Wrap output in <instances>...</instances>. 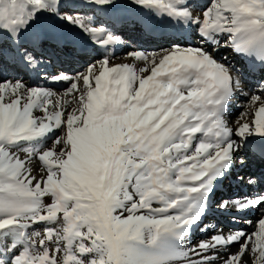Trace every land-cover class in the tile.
<instances>
[{
    "label": "snow or ice",
    "instance_id": "obj_1",
    "mask_svg": "<svg viewBox=\"0 0 264 264\" xmlns=\"http://www.w3.org/2000/svg\"><path fill=\"white\" fill-rule=\"evenodd\" d=\"M89 3L115 7V0ZM133 3L195 26L209 44L222 37L264 66V0H212L202 17L192 0ZM44 12L59 15L58 0H0V31L21 37ZM60 18L95 44L116 42L91 19ZM128 55L133 63L111 64L105 56L76 76H52L68 85L63 96L20 80L0 82V257L12 253L0 264H213L222 255V264H240L246 250L254 264H264V219L252 234L218 232L185 246L242 144L264 138V83L250 97L253 111L242 112L233 129L229 104L238 93L247 95L238 69L204 47L179 43ZM21 59L34 57L25 50ZM69 95L77 105L71 111L64 101ZM34 158L46 177L32 175ZM219 207H264V195ZM241 240L240 251L228 254Z\"/></svg>",
    "mask_w": 264,
    "mask_h": 264
},
{
    "label": "bare ground",
    "instance_id": "obj_2",
    "mask_svg": "<svg viewBox=\"0 0 264 264\" xmlns=\"http://www.w3.org/2000/svg\"><path fill=\"white\" fill-rule=\"evenodd\" d=\"M65 1L66 0H62V1L58 2V12H61V13L67 12V13L71 14L72 16H79V17H82L85 19H87L86 15L90 9L97 10L100 7V6H96V5L89 3V0H87V1L86 0H71L69 2H72V3L70 5V7L68 8V3H67V6L63 5ZM208 1L209 0H192V4H195L197 7L202 8V7H205V5ZM106 8H107L108 14L110 16L114 17L117 14V18L114 20H108L102 16H98L96 19H91L93 24L104 25V27H106L108 29L110 34L116 33V34H121L123 36L125 35V36L130 37V38L137 36L138 35L137 32L141 31V27L139 25H137L138 22L140 21V18H139L140 16L150 14L148 18H151V19L153 18L152 21H154V22H163V21L167 20V18H165V17H157L153 13H150L148 10L134 4L133 0H115V7H101L102 11H105ZM70 9H73L72 13H71ZM194 13L196 15H200L202 17V13L199 10H194ZM48 16L51 18H60L58 16H61V15L56 16L55 13H50V15H47V19L50 20L51 18H49ZM120 17H122V20H120ZM39 19L46 20V17H45V15L40 14L38 20ZM38 20L33 24L32 28L25 33V34H29V35L36 33V37L26 38L24 40V42L35 53L44 54L43 52H46V50L44 49V44L49 42L50 40H49L48 36H46L45 34H41V31L45 30L46 28H52L51 24H53V23H51V22H53V21L50 20L51 22H50L49 26H47L46 24H43V23H45L44 21L39 20V22H38ZM117 20H119L120 23H117ZM58 24H64V25L72 26V31L74 32L73 36L74 37L82 36V39H83V40H81L75 44L66 45L65 54L55 57L57 59V61H56L57 66H59V68L62 71L70 73L71 76H76L77 75L76 72L80 73L79 71H81L82 68H84V70H85L88 68V66L90 64L97 63L99 60L103 59L101 57L108 56V57H110V60H112L113 58H115L121 54H126L129 52L127 45H123L114 54L109 53V49L112 46L120 45L122 43L121 40L118 39L119 37H116L115 43H113L107 47H104V46L95 44L92 41V39L86 33H83V31L81 29L76 28L74 25H71L70 23H66L65 20L61 19ZM187 27L189 28V33H191V34L197 33V29L195 26L187 25ZM75 28L77 30H75ZM136 30H137V32H136ZM64 32L69 36L68 38H70L73 41L75 40V38L73 36H71L69 29H65ZM198 37L200 38V40L198 42L194 43V40H192L190 38H186V36L185 37H175V36H170V35L149 34L148 36L143 37V39H141V42L137 44V47L134 51L140 50V51L148 52V49H153L154 47H158L162 44H165L166 46L169 45L170 46L169 48H171L174 43H179L182 46L205 47L206 49H208L210 47V49H211V46H213L212 44H209L208 42L204 41L200 35H198ZM11 38L12 37L10 35L5 36L4 39L2 40V43H1L2 46L1 47L6 46V45H10ZM221 38L222 37H220V39ZM147 41H149V42H147ZM169 48H167V49H169ZM103 49L104 50L107 49V51L103 52ZM161 50H156L153 52L159 53ZM221 51H227V49L223 48ZM231 52L232 51H228L227 53L230 54ZM217 53H218V51L213 55L216 59L220 57L219 55H217ZM234 53L235 54H233V55L230 54V58L234 59V61H237V59H240V62L239 61L233 62L229 58L228 61L223 60L222 63H224V64L226 63V65L235 69L236 65L245 64L246 62H245V57H243V56L241 57V55L237 54L236 52H234ZM45 56H47V55H45ZM132 59L133 58H131V57L128 59V57L126 56L125 57L126 62H122V63H131ZM37 63H38V61H33L32 63H30L31 68L25 69L22 64H20L19 62L15 61V60L4 59L3 62L0 61V82L9 81V80L11 82H13V81L20 80V81H23L25 84L32 87L38 81V78L40 76V69H43V67L38 65ZM263 69H264V66H261V68L249 70L247 72L246 76H242V79L245 81V86H244L243 91L246 89L249 92H251L255 89L258 90V88L255 86V83L257 82V80H255V78L256 77H257V79L261 78V76L263 75V72H262ZM82 72L83 71H81V73ZM67 87H68V85L66 83L58 82L55 88L58 91H63V90L65 91V89ZM62 93H60V94H62ZM69 96L70 97H68V98L66 96V99L64 101H66V102L71 101L72 102L73 97L71 95H69ZM236 96H238V97H236ZM236 96H235L236 98H239L240 96L246 97L248 95L239 94ZM72 104H74V103H72ZM70 107H71V105H66L67 110ZM235 111H236L235 108L229 106L227 114H226V116L229 117L228 121L232 120V126H234L237 123V119L235 117L234 118L232 117ZM38 113L39 112L36 111V112H34V115H38ZM253 139L254 140H261L262 138L253 137ZM50 141H51V139L48 141V143ZM244 146L246 147V154L243 153V152H245V149L242 148L243 147L242 146L241 152H238L236 155V161L234 163L235 168L230 169L228 171V173L226 174V176L224 177V178H228V181L226 182V184L223 185V182L227 179L219 180L216 183L215 192H219V193L224 195L221 198V200H223V201H226V199L228 201H235L234 198H236V197H234V195L231 194L232 191L228 186L239 185V182H241V181L237 180L236 176L242 177V175H245L244 177H247V175L250 173V177H248V179L254 178V180H253L254 183L249 182V184L247 185L246 191L238 195L240 198L241 197L243 199L245 197L254 198L256 196L255 186L259 183H260V186L261 185L264 186V155L261 153L256 154V160H255V158H254L255 154L253 152L254 144H253L252 140H249L247 143L244 144ZM240 155H243V157L240 158L239 157ZM241 161H243V163H241ZM237 165H239V166H237ZM257 176H260V179H258ZM248 186H250V187H248ZM213 195L211 197L210 203L217 200V198L214 199ZM221 200H217V201L221 202ZM235 210L236 209H234V208L228 209L229 212L235 211ZM228 211L226 210L225 213L226 214L229 213ZM208 214H210V217H211V216H214L212 214H215V212H213L212 209H208L206 215H208ZM219 214L221 215L222 213H219ZM230 215H231V213H230ZM226 216L224 214V216H222L223 219L221 220L224 224V230L222 231V234L225 236H227L231 233V228L233 226H235L232 224H234L235 221L238 219L237 217H234V216H231L232 217L231 220H228V218L224 219V218H226ZM255 218H257V214L256 215L255 214L250 215L249 218L245 221H242V222L237 221V222H239L241 224L249 225V224H252L255 222L252 220ZM261 218L264 219L263 216H261ZM203 219H205V217ZM251 220L253 222H251ZM211 226H209V228ZM256 226L258 227V225H256ZM244 227H247V226H243V227H239V228H244ZM210 230H211V228L209 230H207V233H206L207 235H204L203 237L206 238V237L210 236L209 234L212 232ZM206 240L202 239L201 236L197 235V233L194 232L188 238L186 243H188L187 245H193V244L198 245L199 242L206 241ZM249 246H251V245H249ZM234 248H235V246L232 245L230 249L233 250ZM0 251H2V250H0ZM239 251H240V249H239ZM246 251H245V253H246ZM5 257L10 258L11 255L3 256L1 258H5ZM247 259L250 263H254L255 257L254 256H253V258L252 257H249V258L244 257L243 261L244 260L247 261Z\"/></svg>",
    "mask_w": 264,
    "mask_h": 264
},
{
    "label": "rangeland",
    "instance_id": "obj_3",
    "mask_svg": "<svg viewBox=\"0 0 264 264\" xmlns=\"http://www.w3.org/2000/svg\"><path fill=\"white\" fill-rule=\"evenodd\" d=\"M59 1H62V0H58V2ZM69 1H71V0H66L65 2H64V6H67V3H68V8L70 7V5H71V3L72 2H69ZM87 1V0H86ZM211 2H212V0H209L207 3H206V5H205V7L206 6H209L210 4H211ZM197 4V3H196ZM205 7H202V8H200V7H196L194 4H193V10H199L201 13L203 12V10H204V8ZM71 10V13H72V11H73V9H70ZM42 15H45V17H46V20H41V19H39V20H41V21H44L45 23H43V24H46L47 26H49V24H50V20L49 19H47V15L49 14L48 12H44V13H41ZM60 14H62V15H65V14H63V13H61V12H59V15ZM69 14V13H68ZM55 15L56 16H58L56 13H55ZM69 15H71V14H69ZM72 16V15H71ZM58 17H61V16H58ZM39 20H38V22H39ZM135 29V28H134ZM131 30V29H130ZM134 32V31H133ZM193 38H195V36H193ZM186 40V39H185ZM147 42H149V41H147ZM219 45H222V46H226L227 45V41L224 39V38H221L220 39V44ZM219 45H213V46H211V49H210V47L208 48V50L210 51V52H212V54H214L215 52H217V50H219V49H217V47H220ZM170 46L168 45V46H166L165 44H162V45H160V46H158V47H154L153 49H148V52H153V51H156V50H161V49H167V48H169ZM205 48V47H204ZM224 49H227V51H223V52H218L217 53V55H219L220 57H219V59H218V61L219 62H221L222 63V61L223 60H225V61H228V59L230 58V54L231 55H233V54H235L234 53V51H233V49L231 48V47H226V48H224ZM138 51H140V50H138ZM228 51H232L230 54H228L227 52ZM134 52V51H133ZM129 53H132V51H129L128 53H126V54H121V55H119V56H117V57H115V58H113L112 60H110V63L111 64H116V63H118V64H121L122 62H126L125 61V57L127 56L128 57V59L130 58V56L128 55ZM221 54V55H220ZM229 57V58H228ZM233 62H237V61H239L240 62V59H237V61H234V59H232V58H230ZM96 60V59H95ZM99 60V59H98ZM102 60V59H101ZM100 61V60H99ZM134 61H133V59H132V62L131 63H133ZM137 63V67H142L143 65L141 64V63H139V62H136ZM226 64V63H225ZM87 69H85L84 70V68H82V70L81 71H83V72H85ZM81 71H79L80 73H81ZM82 72V73H83ZM77 74H78V72H76ZM253 78V77H252ZM255 80H257V77L255 78ZM10 81V80H9ZM13 82H15V81H13ZM256 84H257V82L255 83V86H256ZM257 86L258 87H260V84H257ZM64 91V90H63ZM254 92H257V93H254ZM59 93V92H58ZM64 93V92H63ZM63 93L61 94V96H63ZM244 93H246L248 96H240L239 98H236V97H238V96H236L235 98H233V100L234 101H232L231 102V104H230V106L231 107H234L235 108V112H234V114H233V118L235 117L237 120H239L240 118H241V113L242 112H245L246 110L249 112V113H251L252 111H253V109L252 108H250L249 107V100H250V97L253 95V94H260V91L259 90H257V89H255V90H253V91H251V92H249L247 89L246 90H244ZM60 94V93H59ZM237 95H239V93L237 94ZM242 95V94H241ZM68 97H70V96H67V98ZM66 99V96H64V100ZM66 102V101H65ZM70 104H69V103ZM72 103H74V104H72ZM76 103L74 102V100L72 99V102L71 101H67L66 102V105H71V107L68 109V111H71L72 110V108H74V107H76L77 105H75ZM237 107V108H236ZM228 119H229V117L226 119L227 120V122H228V124H229V126L230 127H233V129H235L236 127H237V123L234 125V126H232V120L231 121H228ZM245 120H248L249 122L251 121V119H252V116L251 115H248V116H246L245 118H244ZM241 122H243V120H241ZM235 139H237V140H239L240 138L239 137H234ZM244 144L245 143H243L242 144V148H244L245 149V152H243L244 154H246V147L244 146ZM47 146L48 147H52V141H50L48 144H47ZM241 148H240V150H239V152H241ZM237 155V154H236ZM20 156H21V158H24L25 157V154L24 153H20ZM240 158H242L243 157V155H240L239 156ZM240 165V164H239ZM239 165H237V166H239ZM30 167H31V169H32V175H34V176H36L37 177V179H40L42 176H44V177H46V175H47V172H46V170H43L42 171V162H40L39 161V159L38 158H34L33 160H32V163H31V165H30ZM232 168H235V166L233 165V167ZM235 170V169H234ZM248 177H250V173L247 175V179H248ZM245 178V177H244ZM228 181V178H227V180H225L224 182H227ZM33 183H35V181L33 182ZM248 187H250V186H248ZM224 196V195H223ZM225 198V197H224ZM226 199V198H225ZM44 200H45V203L46 204H50V203H52V199L50 198V197H45L44 198ZM217 201V200H216ZM226 201H228L227 199H226ZM218 202V201H217ZM221 202H223V200H221ZM218 203H220V202H218ZM217 203V204H218ZM256 214H258L257 215V218H255V219H252L253 221H255L254 223L255 224H253L254 226L255 225H258V221L260 220V219H262L261 218V215H263V211H262V209H260V211L259 212H257ZM229 220H231V219H229ZM251 220V222H253ZM206 222V221H205ZM252 224H249V226H247V227H244L246 230H247V234H252V233H254L255 231H257L258 230V227L257 226H255V227H252L251 228V230L250 229H247L248 227H250ZM257 227V228H256ZM210 229V228H209ZM35 230L36 231H39V232H41L42 234L44 233V227L42 226V225H38V226H36V228H35ZM215 234V231H213V232H211L209 235L210 236H208V237H203V236H201V238L202 239H204V240H208V239H210L213 235ZM244 241L243 240H241L240 241V243L238 244V243H236V244H234V246H235V248L233 249V250H231V249H228V254H235V253H237L238 251H239V249H240V244L241 243H243ZM188 243H186V247H194V246H196V244H193V245H187ZM238 244V245H237ZM251 245V244H250ZM251 247V246H250ZM231 251V252H230ZM234 252V253H233ZM8 255H12V253H8ZM208 255H215L214 253H209ZM244 257H246V258H249V257H252L253 258V256L251 255V253L249 252V251H246V253L243 255V257L241 258V260H240V264H254V263H250L249 261H248V259H247V261L246 260H244L243 261V259H244ZM1 258V257H0ZM7 257H5L4 259H6ZM59 258V257H58ZM226 258V255H222L221 257H220V259H218V260H215V261H213V264H222V261H223V259H225ZM7 259H9V258H7ZM245 262V263H244ZM248 262V263H247Z\"/></svg>",
    "mask_w": 264,
    "mask_h": 264
}]
</instances>
